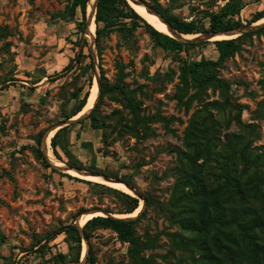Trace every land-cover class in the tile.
Here are the masks:
<instances>
[{
  "label": "rangeland",
  "instance_id": "1",
  "mask_svg": "<svg viewBox=\"0 0 264 264\" xmlns=\"http://www.w3.org/2000/svg\"><path fill=\"white\" fill-rule=\"evenodd\" d=\"M143 2L194 22L202 32L184 35L179 41L185 45L168 51L156 45L140 22L118 19L98 38L94 32L91 45L85 39L87 17L83 21L79 9L71 12V0H0V264H133L129 244L113 229L90 225L83 231L86 222L77 226L81 214L129 213H120L125 208L122 191L64 171L73 164L84 173L124 179L141 196L129 193L138 200L139 214L144 212L134 228L140 243L149 245L142 252L145 264H196L198 255L176 246L179 239L171 236L177 233L185 240L191 235L170 221L176 171L189 152L184 145L187 127L198 119L200 124L209 113L220 119L224 141L241 132L238 115L242 124L256 126L251 149L264 152V94L259 84L264 76V19L249 22L264 9V0ZM227 2L242 5L238 49L221 67L197 73L202 78L211 71L228 82L231 105L241 107L239 114L218 89L206 85L200 90L203 85L191 81L186 70L193 62L218 58L215 42L220 39L209 38L205 30L209 15ZM90 45L96 64L92 70L86 69L90 60L94 63ZM94 70L99 82L102 72L109 87L120 86L96 103L100 100L94 112L100 129H92L85 119L92 110L84 117H66L88 88L87 73L93 83ZM183 74L189 80L182 99L190 100L188 108L175 97ZM56 133L55 155L50 139ZM45 138L52 154L47 160L36 154ZM67 225L78 227V262V245L65 232Z\"/></svg>",
  "mask_w": 264,
  "mask_h": 264
},
{
  "label": "trees",
  "instance_id": "2",
  "mask_svg": "<svg viewBox=\"0 0 264 264\" xmlns=\"http://www.w3.org/2000/svg\"><path fill=\"white\" fill-rule=\"evenodd\" d=\"M87 1L71 0V12L79 9L83 21L85 20ZM140 1L143 2V0ZM144 3L159 13L179 33L187 35L202 32L194 22H185L169 15L155 3ZM241 9L240 3L227 2L219 12L209 15L208 28L205 31L217 33L239 27L241 24L237 17ZM262 18H264V9L257 11L249 22H256ZM118 19H129L134 23L140 22L156 45L164 50L176 51L185 45L153 28L136 9L128 4L127 0H97L96 38L114 27ZM238 39L216 41L215 43L219 47V56L216 60H199L191 63L186 70L190 73L191 81L199 86L203 85L200 90L206 85L218 89L225 103L234 107L239 114L241 107L238 104L231 105L228 96L230 87L228 82L218 78L211 71L202 78L197 73L199 69L207 68L208 70V66L221 67L222 61L231 55L233 50L238 49ZM89 58L91 59L90 56ZM70 66L71 62L64 70ZM86 69H93L91 60ZM182 69L185 70V68ZM87 76L88 88L78 99L70 116H66L67 118L77 115L86 103L92 85L91 74L87 73ZM103 81L104 76L101 72L99 99L112 89L120 87L118 83L114 87H109ZM181 81L182 85L175 97L179 103L188 108L190 100L183 102L182 99L187 92L189 80L183 74ZM259 84L264 94V76ZM81 91L82 89L79 92ZM98 104L85 118L90 121L92 129L102 127L97 123V118L94 115ZM131 112L138 119L139 115L135 104H131ZM198 120L191 122L185 131L184 145L186 148L188 147L189 152L184 153L186 161H183L182 165L177 168L170 197L172 206L170 221L184 233L190 234L191 237L184 240L177 233L171 234V236L178 237V241L175 239L176 246L190 252L194 251L198 255V258H194L196 264H264V152L254 153L251 149L252 142L257 136L256 126L242 124L240 116L237 115L235 121L241 132L227 135L225 140L221 141L219 136L220 119L215 120L208 113L203 122L199 124ZM247 134L253 135L252 139H246ZM56 138L57 133L51 138V146L55 155ZM36 154L40 159L45 158L38 148ZM199 160L202 161L198 163ZM71 167L81 169L80 166H74V164ZM113 178L117 177L113 176ZM118 179L129 187L132 186L128 181ZM96 185L104 186L103 184ZM108 189L117 191L112 188ZM120 195L125 203L121 214L133 212L138 207L136 198L124 192H120ZM259 198H262V201L259 202ZM146 199L148 203L149 199ZM143 214L144 212H141L134 219L95 216L85 223L83 231L90 225L113 229L124 242L129 244V255L133 264H145L142 252L149 245L140 243L135 236L134 228ZM64 229L78 245L75 261L78 262L81 242L78 227L67 225ZM85 237L88 240L86 233Z\"/></svg>",
  "mask_w": 264,
  "mask_h": 264
},
{
  "label": "bare ground",
  "instance_id": "3",
  "mask_svg": "<svg viewBox=\"0 0 264 264\" xmlns=\"http://www.w3.org/2000/svg\"><path fill=\"white\" fill-rule=\"evenodd\" d=\"M96 0H89L88 4L86 6V17L88 18L87 20V25H86V32H85V39L89 41V43L92 45V40H93V36H94V29H95V21H93V13H94V4H95ZM128 4L131 5L132 8L136 9V11L140 14L141 17H143V19L148 22L153 28H155L157 31L161 32L162 34H165L171 38H175L177 40H184V34H178L176 31L167 28V26L163 23V21L157 16L155 15V13H153L152 11L148 10L145 6L139 4L138 2H135L134 0H127ZM264 18L260 19L263 20ZM88 33H89V39L88 37ZM238 31H224V32H218L217 34L212 35L211 38L214 39H227V38H235L236 36H238ZM90 96L87 97L86 99V103L84 105V107L82 108V110L76 115V117L78 116H82L85 115L87 112H89V110L92 108V106L94 105L95 101H96V97H97V83L96 80H93V83L91 85V88L89 90ZM89 95V94H88ZM52 135V134H51ZM49 138V137H48ZM45 143H48L47 138H45ZM51 140V139H50ZM46 154L48 157H51V151L50 150H46ZM52 158V157H51ZM62 169V168H60ZM63 170V169H62ZM70 174L74 175V176H80L83 179H86L87 181H91L94 183H98V184H103L106 185L108 187H111L113 189L122 191V192H127L128 194L130 193V190H128V188H126L125 185L120 184V183H114L111 181H107L105 180L103 177L101 176H91V175H82V174H78L76 171L74 170H70L69 171ZM95 174V173H94ZM141 206V204H140ZM142 209V206H141ZM139 211H140V207L138 206L137 210L135 212L129 213L127 214L128 217H123V218H134L137 217L139 215ZM98 214V213H97ZM94 216V214H85L79 216V218L77 219V226H81L82 224H84L85 222H87V220H89L90 218H92ZM97 216V215H96ZM82 255L84 256L85 252H86V245L83 246V250H82Z\"/></svg>",
  "mask_w": 264,
  "mask_h": 264
},
{
  "label": "water",
  "instance_id": "4",
  "mask_svg": "<svg viewBox=\"0 0 264 264\" xmlns=\"http://www.w3.org/2000/svg\"><path fill=\"white\" fill-rule=\"evenodd\" d=\"M88 1H89V0H88ZM88 1H87V3H86V6H87V4H88ZM134 1H135V2H138L139 4L145 6L148 10L152 11L153 13H155V15H157V16L163 21V23L167 26V28L176 31L178 34H182V33H179L177 30H175L173 27H171V25H170L169 23H167L159 13H157L155 10H153L152 8H150L149 6H147L144 2H142V1H140V0H134ZM96 3H97V0L95 1V4H94L93 21H94V19H95V18H94V15H95V12H96ZM85 11H86V8H85ZM85 16H86V14H85ZM87 20H88V18H87ZM235 30L239 32V33H238V35H239V34L242 33L241 30H243V29L237 27V28H234V29H231V30H227V31H235ZM85 32H86V31H85ZM222 32H224V31H222ZM217 33H218V32H217ZM217 33H209V38H211L212 35L217 34ZM173 39H175V38H173ZM175 40H176V41H179V40H177V39H175ZM185 41H186V40H185ZM180 42H182V41H180ZM92 44H94V41L92 42ZM89 50H90L91 55L93 56V61H94V63H93V68H94V66H96V64H95V59H94V56H95V55H94V53H93V48H92L91 45L89 46ZM94 79L96 80V83H97V90H98L97 97H96V101H95L94 105L92 106V108L89 110V112H87L85 115H82L81 117H84V116L88 115V114L90 113V111L95 107V105H96V103H97V101H98V99H99L100 82H99V75H98V73L96 72V70H94ZM89 96H90V93H89L88 97H89ZM76 119H78V118H76ZM70 121H73V120H70ZM45 140H46V139H45ZM45 140L42 142V144H43V145H42V153H43L44 157H45L46 160H47L48 158H47V155H46V150H47V148H46ZM54 166L59 168V166H57L56 164H54ZM70 170H74V171H76L78 174H82V175L101 176V177H103V178H104L105 180H107V181H111V182H114V183H120V184H123V185L126 186V188H128V190H130V192H133V194L137 195L138 198H141V196H140L139 194L135 193V192L132 190L131 187H129L128 185H126L125 183H123V182H121V181H119V180L111 179V178H109V177H105V176H102V175H100V174L84 173V171L82 172L81 169H77V168H75V167H67L66 169H64V171H65V172H68V173H69ZM143 205H144V203H143ZM106 216H111V217L118 218V219H119V218H120V219H134V218H136V217H134V218L115 217V216H112L111 214H107ZM75 226H76V225H75Z\"/></svg>",
  "mask_w": 264,
  "mask_h": 264
}]
</instances>
